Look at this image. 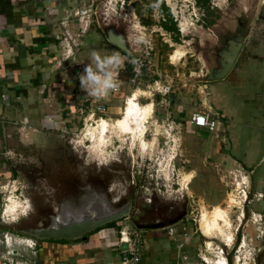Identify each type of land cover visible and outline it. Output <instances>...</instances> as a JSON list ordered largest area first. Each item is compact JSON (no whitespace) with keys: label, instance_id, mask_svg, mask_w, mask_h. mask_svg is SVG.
I'll return each mask as SVG.
<instances>
[{"label":"rangeland","instance_id":"rangeland-1","mask_svg":"<svg viewBox=\"0 0 264 264\" xmlns=\"http://www.w3.org/2000/svg\"><path fill=\"white\" fill-rule=\"evenodd\" d=\"M83 1L84 8L93 11L87 30L92 26L101 29L106 39L107 30L113 29L126 38L129 52L118 51L122 63L109 66L112 78H118L114 82L122 94L120 108L117 114L107 109L102 117L88 116L89 107L103 100L90 96L85 103H73L67 109L70 114L50 123L51 130L33 131L37 146H11L14 149L8 150L7 158L14 175L6 180L2 193V222H14L26 214L27 223H35L61 202L51 196V171L43 169L44 159L61 158L72 161L79 174L85 171L97 176L102 169L124 175L121 189L133 180L137 200L148 204L152 199L157 209L176 214L185 209V218L175 225L176 230L198 237L196 254L189 264H214L221 256L226 264H264V198L257 199V183L246 176L244 167L250 163L264 171V136L258 134H264V55L261 60L248 61L250 75L238 90L224 92L227 107H234L231 116L237 119L230 122L232 128H238L233 152L228 149L230 154L221 153L222 147L213 150L215 132L199 130L190 123L194 111L210 105L205 76L209 67L219 66L218 53L226 40L239 31L246 33L251 43L262 35L264 0H211V13L198 7L196 0H163L179 29L178 42L159 26L161 0ZM137 10L142 18H152V25H143ZM207 19L212 23L205 24ZM75 20L83 30L84 21ZM136 58L143 66L134 78L131 69ZM211 84L215 87L214 82ZM132 93L141 107L150 105V111L142 126L124 133L117 123ZM100 119L107 122V128L102 140L95 141L93 138L100 135ZM227 155L231 157L225 159ZM234 158L241 163L233 162ZM201 176H207V182H202ZM244 191L248 196L243 202ZM215 208L223 211V218L216 231L211 230L206 237L199 219L203 211L210 216Z\"/></svg>","mask_w":264,"mask_h":264},{"label":"crops","instance_id":"crops-1","mask_svg":"<svg viewBox=\"0 0 264 264\" xmlns=\"http://www.w3.org/2000/svg\"><path fill=\"white\" fill-rule=\"evenodd\" d=\"M83 2L0 0V264L8 258L18 264H121L124 250L121 245L124 243L119 240L121 223L118 221L102 225L78 238L37 239L19 231L27 223L26 215L19 218V222L1 220L5 182L14 175L12 162L7 158L8 150L14 149L11 146H37L31 134L33 131L40 128L51 130L50 123L70 114L72 111L67 109L73 103L87 101L90 95L82 89L79 77L85 65L93 63L91 52L96 51L101 57L117 55L118 63L123 61L118 53L122 50L103 38L101 29L92 26L88 30H80L75 20L78 18L73 14L84 8ZM261 34L252 43L246 36L237 60L226 77L205 85L210 105L199 111L209 110L217 117L215 133L212 131L213 139H217L213 150L222 147L224 150L221 153L230 154L238 129L230 126L231 120L237 119L236 115L231 116L234 107H227L224 92L237 89L248 79V61L263 58L264 26ZM109 68L107 66L104 71H97L107 73L110 72ZM211 93L216 96L211 98ZM121 99L119 87L116 91L108 92L104 100L106 105L109 104V113L117 114ZM258 134L263 138V133L258 131ZM227 157L231 156L227 155L225 159ZM261 160H264V155ZM238 161L236 158L233 160L241 163ZM249 164L243 166L250 180L253 177L255 181L252 182L257 183L258 189L254 194L261 193L258 200L263 199L264 171ZM206 177L201 176L202 182H207ZM140 234L144 240L140 264H189L196 254L194 248L198 244V237L176 230L175 224L141 230ZM31 240L36 244L33 247L29 245Z\"/></svg>","mask_w":264,"mask_h":264},{"label":"water","instance_id":"water-1","mask_svg":"<svg viewBox=\"0 0 264 264\" xmlns=\"http://www.w3.org/2000/svg\"><path fill=\"white\" fill-rule=\"evenodd\" d=\"M245 37V34L237 33L226 40V46L218 53L219 66L207 69L206 81L226 77L237 60ZM106 39L118 49L129 52L123 34L108 29ZM59 199H62L61 202L51 208L49 212L44 213L35 223H26L19 231L38 239H73L81 237L102 225L131 217L133 192L132 189H128V186L127 189H121L119 183H109L106 188H102L99 192L96 185L90 183L85 191L67 194ZM181 217L182 214L166 223L155 222L138 226V228H164L175 223ZM17 221H20L19 218H17Z\"/></svg>","mask_w":264,"mask_h":264},{"label":"flooded vegetation","instance_id":"flooded-vegetation-1","mask_svg":"<svg viewBox=\"0 0 264 264\" xmlns=\"http://www.w3.org/2000/svg\"><path fill=\"white\" fill-rule=\"evenodd\" d=\"M237 33L246 34L242 31H239ZM230 39V38H228ZM38 159V158H37ZM54 159V158H53ZM51 159H44L45 165H43V169H48V172L51 171V175L48 176V185L50 186L52 190V197L53 199H59L64 195L67 194H74L78 193L79 191H85L86 188L89 187V184H95L97 190L100 192L102 188H106L109 183L114 184H120L123 186V181H126L124 178V175H113L110 173H107L105 170L99 169L97 172V176L91 175L89 172L84 171L83 174H79L77 170H75L74 163L70 160L64 162L63 159L58 158L57 161ZM121 160H119L120 162ZM38 164L41 163V160H38ZM37 166V165H36ZM143 167H146V164L142 165ZM44 171V170H43ZM112 171L116 173H120V170L112 169ZM40 172V171H39ZM45 172V171H44ZM130 172V171H129ZM42 173V171H41ZM81 175H83V182L80 183ZM44 176L41 177L43 179ZM118 179V183L114 182V180ZM136 182L131 180V184L127 183L128 189L134 188L136 190ZM127 186L125 187L127 189ZM143 185H141L142 187ZM148 188H146L147 190ZM129 192V190H128ZM127 194V193H125ZM150 194H153L150 192ZM138 195H136V191L133 192V200H132V207H131V217H128V222H126L130 227L136 228L138 230H150L151 228H143L139 229L138 226L152 224L155 222L159 223H166L171 219L177 218L182 214V217L177 220L175 223H178L186 216V211L182 213H171L168 210H160L155 207H153V200L151 199V202L148 204H145L143 202H140L137 200ZM24 215V214H23ZM26 215V214H25ZM264 215V214H263ZM17 220V219H16ZM118 222L125 223L124 218L117 220ZM32 237V236H31Z\"/></svg>","mask_w":264,"mask_h":264},{"label":"built area","instance_id":"built-area-1","mask_svg":"<svg viewBox=\"0 0 264 264\" xmlns=\"http://www.w3.org/2000/svg\"><path fill=\"white\" fill-rule=\"evenodd\" d=\"M92 12L93 11L91 10V7L90 8H88V7L87 8H81V9L74 11L73 15L77 16L79 23L84 21V26L82 28L83 30L88 27L89 17L92 14ZM83 18H84V20H82ZM67 45H69V43H67ZM142 66H143L142 60L139 58H136L133 66H132V69H131L133 71L132 76L134 78H136L140 74ZM98 73L101 76H104L103 74H106V73H101V72H98ZM116 80H118V78H116V76H115L113 78V81H116ZM130 80H134V79L131 78ZM117 89H118V85L116 86L115 89H112V90L116 91ZM89 97L86 100H89ZM101 98L103 99L102 102H99L94 106L91 105L89 107L90 113L88 114V116H90V115L93 116L95 114H98V115H100V117H102L103 114H106V112H107L106 102L104 100V97H101ZM101 98H99V99H101ZM81 112H82V110H81ZM217 122H218L217 117L215 116V114L213 112H211L209 110L194 111L190 117V123L191 124L195 125L196 127H202L208 131L215 130V128L217 127ZM246 176H248V175L246 174ZM255 195H258L257 199H259L262 196L261 193H258ZM247 196H248L247 192L244 191V198L242 200L243 202L246 200ZM1 215H5L4 208L2 209ZM127 218L128 217H125L124 220H127ZM26 240H28V239H26ZM119 240L121 243H124L127 245V247L124 248V250H123V255L121 258V264H140L141 251H142V248L144 246V240L141 237L140 230L130 227L125 221V223H123L121 225V228L119 230ZM29 245H30V247L35 246L36 245L35 241L31 240ZM2 264H18V262L17 261H15V262L10 261L8 258V259H5L2 262Z\"/></svg>","mask_w":264,"mask_h":264},{"label":"bare ground","instance_id":"bare-ground-1","mask_svg":"<svg viewBox=\"0 0 264 264\" xmlns=\"http://www.w3.org/2000/svg\"><path fill=\"white\" fill-rule=\"evenodd\" d=\"M150 111V105L147 106H140L136 100L135 94L132 93L128 98L127 102L125 103L122 116L118 119V125L120 129L124 133H132L135 129L142 126L145 123L146 118L148 116V112ZM98 125H100V135L98 137L93 138L95 141H101V134L107 128V122L104 119H100L97 121ZM5 210V208H4ZM223 211L219 208H215L211 215L208 216L207 214L201 213L200 226L203 235L206 237H210L211 230L216 231L218 221L223 218L222 216ZM214 264H226V260L224 257L215 262Z\"/></svg>","mask_w":264,"mask_h":264},{"label":"clouds","instance_id":"clouds-1","mask_svg":"<svg viewBox=\"0 0 264 264\" xmlns=\"http://www.w3.org/2000/svg\"><path fill=\"white\" fill-rule=\"evenodd\" d=\"M90 58L93 63L85 65L79 77L81 87L88 93V95L97 99L106 97L109 90L115 89L117 85L113 81L110 72L101 76L97 70L104 71L107 66L117 63L119 58L117 55L101 57L96 51L91 52ZM93 64L95 65V68L93 67Z\"/></svg>","mask_w":264,"mask_h":264},{"label":"trees","instance_id":"trees-1","mask_svg":"<svg viewBox=\"0 0 264 264\" xmlns=\"http://www.w3.org/2000/svg\"><path fill=\"white\" fill-rule=\"evenodd\" d=\"M196 4L198 7L206 11V13H211V5H212L211 0H196ZM159 9L161 11V16H160L161 18L159 20V26L162 27L166 32L170 34L173 41L178 42L179 37H180L179 29L177 27L176 21L173 19V16L171 14L169 7L164 4L163 0H161V3L159 4ZM137 13L140 16V19L143 25H146V26L152 25L153 23L152 18H142V15L140 14L139 10H137ZM211 23H212V20L207 19V22L205 24H211ZM128 68H129V65H128Z\"/></svg>","mask_w":264,"mask_h":264}]
</instances>
